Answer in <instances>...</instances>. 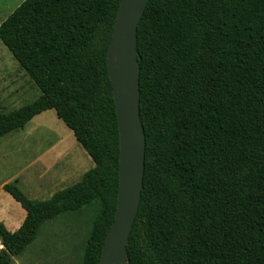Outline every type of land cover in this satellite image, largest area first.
<instances>
[{"label": "trees", "instance_id": "obj_1", "mask_svg": "<svg viewBox=\"0 0 264 264\" xmlns=\"http://www.w3.org/2000/svg\"><path fill=\"white\" fill-rule=\"evenodd\" d=\"M119 2L25 0L0 23L40 91L0 112V136L54 110L95 165L45 201L2 187L26 217L14 232L0 222V264L91 204L82 264L98 263L119 181L106 63ZM136 38L146 148L130 264H264V0H150Z\"/></svg>", "mask_w": 264, "mask_h": 264}, {"label": "water", "instance_id": "obj_2", "mask_svg": "<svg viewBox=\"0 0 264 264\" xmlns=\"http://www.w3.org/2000/svg\"><path fill=\"white\" fill-rule=\"evenodd\" d=\"M150 0H120L106 63L119 135L114 220L97 264H130L127 244L137 216L145 169V134L139 111L138 24Z\"/></svg>", "mask_w": 264, "mask_h": 264}, {"label": "crops", "instance_id": "obj_3", "mask_svg": "<svg viewBox=\"0 0 264 264\" xmlns=\"http://www.w3.org/2000/svg\"><path fill=\"white\" fill-rule=\"evenodd\" d=\"M2 64L0 63V112L7 113L20 108L16 106L20 104L28 91L34 90V83L21 68H18L20 66L16 65H13L12 75L4 77ZM46 115H52L49 118L52 117L57 123H61L65 129L63 136L52 138L46 135V131L39 128L37 122ZM31 124L33 125L29 127ZM67 141H72V148L68 151L67 146L64 145ZM40 144L44 146L41 147ZM76 145L93 163L92 168H94L95 165L90 156L54 110L44 111L32 118L24 127L0 136V222L9 232L16 231L22 225L26 212L2 187L7 184L14 185L31 201H43L34 197L37 196L35 194L45 193L52 185L68 176L71 171L69 167L74 164L70 152H75ZM80 157L83 159L81 155ZM21 160H23L22 165ZM77 164L76 159L75 165ZM67 187L69 186L64 188ZM1 249L3 247L0 240Z\"/></svg>", "mask_w": 264, "mask_h": 264}, {"label": "rangeland", "instance_id": "obj_4", "mask_svg": "<svg viewBox=\"0 0 264 264\" xmlns=\"http://www.w3.org/2000/svg\"><path fill=\"white\" fill-rule=\"evenodd\" d=\"M23 1L25 0H0V23H2ZM0 63H3L4 77L12 75L14 72L13 65L19 66L1 41ZM33 86L34 90L31 89L27 92L20 104L16 106L17 108L31 103L39 97V90L34 84ZM49 116L52 115L43 116L38 122L35 121V123L37 122L39 128L46 131L47 136L52 138L63 136L65 129L62 127L61 123H57L56 120L52 117L49 118ZM33 124L29 125V127ZM64 145L67 146L66 150L68 151L72 148V141H67ZM40 146L42 147L44 144H40ZM81 150L82 149H79L76 145L75 152H70V154H72V159H74V164H71L69 167L71 171L65 179L52 185L45 193H28L35 194L37 196L34 197L45 201L51 198L50 196L52 193L54 194L58 190L78 182L82 174L93 166V163ZM76 159L78 160L77 165H75ZM20 162L22 165L23 160ZM97 210L98 206L91 204L79 213L62 214L54 220L45 222L40 228L34 242L30 244L21 255L13 258L10 264H82L85 242L91 229L92 218Z\"/></svg>", "mask_w": 264, "mask_h": 264}]
</instances>
